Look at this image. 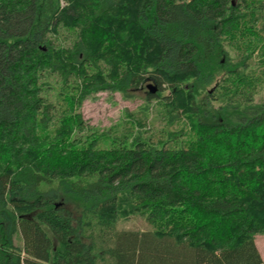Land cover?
<instances>
[{"label": "trees", "instance_id": "1", "mask_svg": "<svg viewBox=\"0 0 264 264\" xmlns=\"http://www.w3.org/2000/svg\"><path fill=\"white\" fill-rule=\"evenodd\" d=\"M263 85L264 0H0V264H264ZM139 92L178 129L84 122Z\"/></svg>", "mask_w": 264, "mask_h": 264}, {"label": "rangeland", "instance_id": "2", "mask_svg": "<svg viewBox=\"0 0 264 264\" xmlns=\"http://www.w3.org/2000/svg\"><path fill=\"white\" fill-rule=\"evenodd\" d=\"M146 93L139 92L132 99H125L121 94L101 93L96 99L88 100L82 107L84 122L98 128L101 132H110L113 136L121 137L126 134V128L132 130L133 135L148 141L150 137H155L157 133L164 131H176L178 127H168L164 115L160 113L158 101L152 99L147 104ZM256 103L264 102V85L255 97ZM142 124V125H140ZM107 132V133H108ZM118 229L146 231L147 226L144 221L138 218L120 220ZM263 236L256 237L258 245ZM16 244L21 245L20 238L16 239ZM264 252V246H263ZM264 256V253H263Z\"/></svg>", "mask_w": 264, "mask_h": 264}, {"label": "water", "instance_id": "3", "mask_svg": "<svg viewBox=\"0 0 264 264\" xmlns=\"http://www.w3.org/2000/svg\"><path fill=\"white\" fill-rule=\"evenodd\" d=\"M147 90L151 95H156L158 93V88L153 82L147 85Z\"/></svg>", "mask_w": 264, "mask_h": 264}, {"label": "crops", "instance_id": "4", "mask_svg": "<svg viewBox=\"0 0 264 264\" xmlns=\"http://www.w3.org/2000/svg\"><path fill=\"white\" fill-rule=\"evenodd\" d=\"M256 245H257V248L259 249L260 253H261V256L262 258L264 259V256H263V246H264V236L261 238V241H260V244L258 245V241L256 239Z\"/></svg>", "mask_w": 264, "mask_h": 264}, {"label": "bare ground", "instance_id": "5", "mask_svg": "<svg viewBox=\"0 0 264 264\" xmlns=\"http://www.w3.org/2000/svg\"><path fill=\"white\" fill-rule=\"evenodd\" d=\"M217 244V243H216Z\"/></svg>", "mask_w": 264, "mask_h": 264}]
</instances>
